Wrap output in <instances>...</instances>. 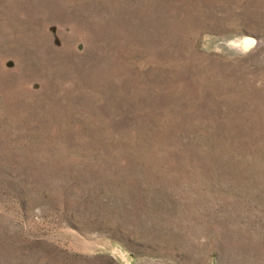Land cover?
<instances>
[{
    "label": "rangeland",
    "instance_id": "obj_1",
    "mask_svg": "<svg viewBox=\"0 0 264 264\" xmlns=\"http://www.w3.org/2000/svg\"><path fill=\"white\" fill-rule=\"evenodd\" d=\"M0 264H264V0H0Z\"/></svg>",
    "mask_w": 264,
    "mask_h": 264
}]
</instances>
